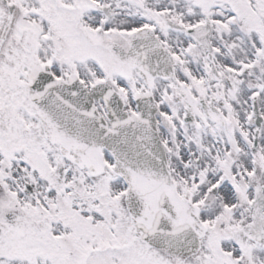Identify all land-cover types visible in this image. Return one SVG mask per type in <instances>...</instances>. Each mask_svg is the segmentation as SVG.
I'll return each mask as SVG.
<instances>
[{
	"label": "snow or ice",
	"instance_id": "snow-or-ice-1",
	"mask_svg": "<svg viewBox=\"0 0 264 264\" xmlns=\"http://www.w3.org/2000/svg\"><path fill=\"white\" fill-rule=\"evenodd\" d=\"M0 264H264V0H0Z\"/></svg>",
	"mask_w": 264,
	"mask_h": 264
}]
</instances>
